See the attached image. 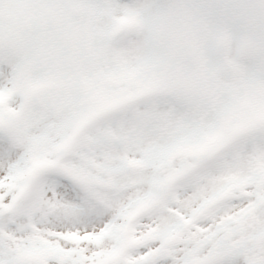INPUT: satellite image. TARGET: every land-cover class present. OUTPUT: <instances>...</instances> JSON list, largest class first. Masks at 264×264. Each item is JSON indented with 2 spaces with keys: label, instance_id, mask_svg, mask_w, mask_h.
I'll list each match as a JSON object with an SVG mask.
<instances>
[{
  "label": "snow or ice",
  "instance_id": "1",
  "mask_svg": "<svg viewBox=\"0 0 264 264\" xmlns=\"http://www.w3.org/2000/svg\"><path fill=\"white\" fill-rule=\"evenodd\" d=\"M0 264H264V0H0Z\"/></svg>",
  "mask_w": 264,
  "mask_h": 264
}]
</instances>
